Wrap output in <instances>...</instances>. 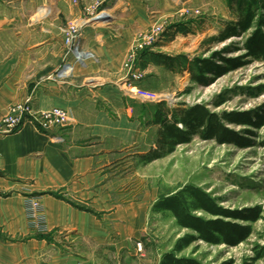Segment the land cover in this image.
<instances>
[{
	"label": "crops",
	"instance_id": "obj_1",
	"mask_svg": "<svg viewBox=\"0 0 264 264\" xmlns=\"http://www.w3.org/2000/svg\"><path fill=\"white\" fill-rule=\"evenodd\" d=\"M134 1L111 0L88 22L97 0H0V119L28 97L68 113L48 132L26 122L0 137V264H111L144 230L146 201L123 200L120 184L126 152L156 138L121 77ZM75 20L98 59L70 72L62 28Z\"/></svg>",
	"mask_w": 264,
	"mask_h": 264
},
{
	"label": "rangeland",
	"instance_id": "obj_2",
	"mask_svg": "<svg viewBox=\"0 0 264 264\" xmlns=\"http://www.w3.org/2000/svg\"><path fill=\"white\" fill-rule=\"evenodd\" d=\"M71 1L78 4L82 0ZM110 1L97 0L89 4L84 19L99 21L96 19L102 10L99 8H105ZM134 4L131 9L133 40L121 69V77L134 100L138 98L149 105L166 99L170 107L200 103L216 112L251 111L264 106V61L246 60L235 71L202 85L193 81L191 74L180 66L171 70L152 59L141 60L140 53L145 49L173 56L185 54L191 59L209 56L210 52L228 45L242 46L245 36L214 45L207 41L236 18L226 0H142L141 4L136 1ZM176 24L184 25L190 32L176 31ZM243 54L244 50H237L226 56L235 58ZM222 95L227 101L216 107L214 102ZM152 126L157 134L158 126ZM251 129L254 130L249 136L254 141L251 147L219 144L195 136L191 143L181 144L173 153L150 163H145L141 156L155 147L156 142L152 147L147 142L143 144L139 156H134V151L126 152L125 163L120 169V184L125 192L123 200L146 201L147 219L144 230L131 239V250L127 246H114V253L109 257L111 264L162 263L163 256L174 249L175 242L191 230L179 227L170 212L153 210V206L161 197L185 185L201 186L224 207L258 206L263 217L252 223L253 234L238 246L211 245L197 240L179 256L193 257L205 264L227 261L264 264V256L260 255L264 247V127Z\"/></svg>",
	"mask_w": 264,
	"mask_h": 264
},
{
	"label": "trees",
	"instance_id": "obj_3",
	"mask_svg": "<svg viewBox=\"0 0 264 264\" xmlns=\"http://www.w3.org/2000/svg\"><path fill=\"white\" fill-rule=\"evenodd\" d=\"M226 1L236 18L227 22L218 35L209 37L207 41L214 45L245 36L242 46L228 45L210 52L209 56H195L191 59L185 54L173 56L145 49L140 53L141 60L144 62L149 58L171 70L180 66L191 74L193 81L202 85L210 84L222 75L235 71L246 60L264 61V0ZM174 28L184 34L190 32L182 24H176ZM211 49L212 47L207 51ZM237 50H244V54L235 58L226 56V53ZM226 101V97L222 95L214 105L220 107ZM140 113L145 117V125H157L159 128L156 146L141 156L145 163L173 153L181 144L191 143L195 136L202 140H214L219 144L251 147L254 144L249 137L254 134L251 127H264V106L251 111L216 112L200 103H182L170 107L167 100L162 99L147 106L142 105ZM233 126L245 128L239 130ZM153 210L170 212L179 227L191 230L175 242L174 249L163 256L161 264H205L199 259L181 257L179 254L197 240L211 245L238 246L253 234L252 223L263 217L258 206L239 209L224 207L217 198L198 185H185L179 191L161 197L154 204ZM260 255L264 256V247L261 248Z\"/></svg>",
	"mask_w": 264,
	"mask_h": 264
},
{
	"label": "built area",
	"instance_id": "obj_4",
	"mask_svg": "<svg viewBox=\"0 0 264 264\" xmlns=\"http://www.w3.org/2000/svg\"><path fill=\"white\" fill-rule=\"evenodd\" d=\"M79 2V0H73ZM103 2V1H102ZM62 30L65 33V42L68 45L72 60L65 62V68L73 71L76 63L86 65L90 60H96L95 53L82 44L84 29L79 21L69 23ZM86 54V56H80ZM80 56V57H79ZM77 64V65H78ZM129 80V79H128ZM131 81V79H130ZM129 82V81H128ZM66 109L54 108L49 111H39L35 109L32 98L28 97L24 101L10 107L8 113L0 119V137L20 130L26 122H31L42 132H48L55 126H63L68 118ZM0 188V195H3ZM34 206H39L38 202Z\"/></svg>",
	"mask_w": 264,
	"mask_h": 264
}]
</instances>
